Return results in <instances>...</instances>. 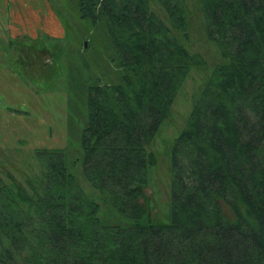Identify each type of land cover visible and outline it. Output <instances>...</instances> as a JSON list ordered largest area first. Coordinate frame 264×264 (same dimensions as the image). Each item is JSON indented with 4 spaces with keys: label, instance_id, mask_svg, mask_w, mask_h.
Wrapping results in <instances>:
<instances>
[{
    "label": "trees",
    "instance_id": "trees-1",
    "mask_svg": "<svg viewBox=\"0 0 264 264\" xmlns=\"http://www.w3.org/2000/svg\"><path fill=\"white\" fill-rule=\"evenodd\" d=\"M197 2L222 59L173 142L170 222L154 223L143 200L150 144L205 65L182 41L186 1L77 0L115 51V81L89 87L81 135L96 198L62 151H37L33 176L0 178V264H264V0Z\"/></svg>",
    "mask_w": 264,
    "mask_h": 264
},
{
    "label": "rangeland",
    "instance_id": "rangeland-1",
    "mask_svg": "<svg viewBox=\"0 0 264 264\" xmlns=\"http://www.w3.org/2000/svg\"><path fill=\"white\" fill-rule=\"evenodd\" d=\"M19 1H24L43 21L37 25L33 14H25L28 23L24 27L31 26L33 39H26L31 37L23 34L12 35L22 29V24L16 22L11 24V31H6L12 41L5 47L11 52L10 58L19 57L24 61L11 63L12 71L1 74L9 81L24 84L21 89L25 97L18 100L14 94L12 105L28 114L12 115L7 120L10 137L6 136V142L0 138V178L5 180L7 173L19 181L33 176L40 168L36 152L58 150L64 153L68 172L88 196L96 198L83 173L81 135L87 124L89 87L97 82L111 84L115 81L116 69L111 60L115 58L113 45L103 22L92 24L79 16L77 0H6L14 11ZM185 1L188 37L182 41L191 53L202 57L205 65L189 72L176 94L170 114L150 144L155 164L148 171L143 204L148 207L153 222L159 224L171 219L174 139L184 127L211 69L222 59L218 47L206 37L197 0ZM4 3L5 0H0V12L4 11L1 9ZM155 9L162 14L158 5ZM49 11L57 15L54 24L44 19L43 12L48 17ZM17 47H21L23 53L18 54ZM5 91L8 93L9 89L1 91L3 96ZM99 216L106 224L119 222V216L107 206H101Z\"/></svg>",
    "mask_w": 264,
    "mask_h": 264
},
{
    "label": "crops",
    "instance_id": "crops-1",
    "mask_svg": "<svg viewBox=\"0 0 264 264\" xmlns=\"http://www.w3.org/2000/svg\"><path fill=\"white\" fill-rule=\"evenodd\" d=\"M1 9L2 10L4 9V11L0 12V138L2 139L3 142H6L8 141L6 136L9 135V130L7 129L8 128L7 120L9 116L12 117V115L28 114V112L22 111L21 109H19V107H15L14 105H12L15 96L18 100H22V98L25 97V94L22 93V89H21V87L24 84L17 80L9 81L7 80V78H4L1 74V72L12 71L11 63L24 61L22 59L19 60V57H17V59L10 58L11 52H7L6 48L7 46L12 44V41H10L11 39L7 36L6 31L7 30L11 31L12 29L11 24L16 22L18 24H22L23 30L21 29L16 33L12 32V35L23 34L22 36L27 35L31 37V38L26 37V39H33L32 37L34 33L30 32L31 26L24 27L25 24L28 23V21L25 19V14L28 12L33 14L31 12V9L24 3V1H19L16 5V10L14 11V9H10V4H8V2H6L5 0V3L2 5ZM48 14L51 15L47 17L45 15V12H43L44 19L48 21L50 20L51 24H54L56 22L55 17H57V15L51 11H49ZM33 17L35 18L37 25H40V22L43 21V18L39 15L36 16V14H33ZM3 23L6 24L7 26L5 27L2 26L1 24ZM15 50L17 51L18 54L23 53L21 47H17ZM11 87L16 88V91H14ZM7 88L9 89L8 93L10 94H8L7 91H5L4 92L5 95L3 96L1 94V91L4 89L7 90ZM11 92L13 93V95L11 94Z\"/></svg>",
    "mask_w": 264,
    "mask_h": 264
},
{
    "label": "water",
    "instance_id": "water-1",
    "mask_svg": "<svg viewBox=\"0 0 264 264\" xmlns=\"http://www.w3.org/2000/svg\"><path fill=\"white\" fill-rule=\"evenodd\" d=\"M86 45V42H84V46Z\"/></svg>",
    "mask_w": 264,
    "mask_h": 264
}]
</instances>
